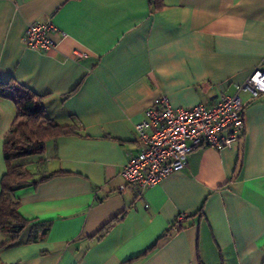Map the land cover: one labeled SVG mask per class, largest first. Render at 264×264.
Returning <instances> with one entry per match:
<instances>
[{
    "label": "crops",
    "instance_id": "obj_1",
    "mask_svg": "<svg viewBox=\"0 0 264 264\" xmlns=\"http://www.w3.org/2000/svg\"><path fill=\"white\" fill-rule=\"evenodd\" d=\"M163 3L0 0V80L76 126L14 161L32 180L56 174L14 191L32 222L0 246V264H264V94L242 92L245 130L231 148L199 147L153 187L120 189L140 150L135 125L155 98L211 104L264 69V0ZM49 20L68 36L54 35L49 51L26 47L27 25ZM17 110L0 96V192ZM181 214L184 228L171 231Z\"/></svg>",
    "mask_w": 264,
    "mask_h": 264
},
{
    "label": "built area",
    "instance_id": "obj_2",
    "mask_svg": "<svg viewBox=\"0 0 264 264\" xmlns=\"http://www.w3.org/2000/svg\"><path fill=\"white\" fill-rule=\"evenodd\" d=\"M54 35L60 40L68 36L50 20L33 22L25 29L24 43L36 51H49L59 43ZM75 54L81 57L86 52ZM242 92L254 98L264 94V69H255L244 82L235 84L234 93L211 104L173 107L166 95L155 98L135 125L140 150L123 166L125 183L120 189L131 185L141 193L153 187L185 168L188 155L199 147L231 148L245 130ZM184 217H177L178 224L183 225Z\"/></svg>",
    "mask_w": 264,
    "mask_h": 264
},
{
    "label": "trees",
    "instance_id": "obj_3",
    "mask_svg": "<svg viewBox=\"0 0 264 264\" xmlns=\"http://www.w3.org/2000/svg\"><path fill=\"white\" fill-rule=\"evenodd\" d=\"M154 8H161L163 0H152ZM0 96L11 97L17 104V115L8 131L4 141V158L7 170L1 179L0 192V232L6 237L0 246L15 243L22 231L32 222L21 215L18 210L19 201L14 196V191L25 185L35 184L55 175L51 173L38 180H32V173L24 163L15 164L16 159L41 153L48 139L56 138L76 132L75 125H61L45 114L39 96L29 92L22 85L16 84L11 79L0 80ZM119 217H114L100 232L107 230ZM184 226L176 221L171 231H179ZM47 230H44L46 232ZM37 236L33 235L32 239ZM157 243L148 250H152Z\"/></svg>",
    "mask_w": 264,
    "mask_h": 264
}]
</instances>
